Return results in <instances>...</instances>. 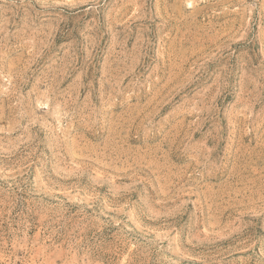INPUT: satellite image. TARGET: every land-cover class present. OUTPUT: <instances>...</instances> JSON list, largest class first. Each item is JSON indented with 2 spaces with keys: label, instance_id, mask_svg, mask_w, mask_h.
I'll return each mask as SVG.
<instances>
[{
  "label": "rangeland",
  "instance_id": "1",
  "mask_svg": "<svg viewBox=\"0 0 264 264\" xmlns=\"http://www.w3.org/2000/svg\"><path fill=\"white\" fill-rule=\"evenodd\" d=\"M0 264H264V0H0Z\"/></svg>",
  "mask_w": 264,
  "mask_h": 264
}]
</instances>
